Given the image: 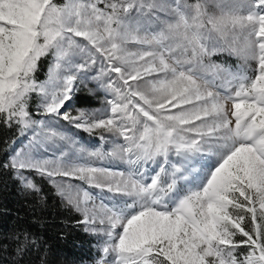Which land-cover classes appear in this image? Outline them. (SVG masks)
Wrapping results in <instances>:
<instances>
[{"label":"snow or ice","instance_id":"snow-or-ice-1","mask_svg":"<svg viewBox=\"0 0 264 264\" xmlns=\"http://www.w3.org/2000/svg\"><path fill=\"white\" fill-rule=\"evenodd\" d=\"M87 81L101 107L64 110ZM0 123L32 133L0 167L48 179L94 264H264V0H0Z\"/></svg>","mask_w":264,"mask_h":264},{"label":"trees","instance_id":"trees-1","mask_svg":"<svg viewBox=\"0 0 264 264\" xmlns=\"http://www.w3.org/2000/svg\"><path fill=\"white\" fill-rule=\"evenodd\" d=\"M48 59L44 58L36 73L42 79ZM30 101V109L35 103ZM76 103L92 105L91 96L78 93ZM17 126L11 128L0 123V165L12 154V142L18 138ZM11 146V147H10ZM39 191L24 188L11 170L0 167V264H86L93 263L97 251L95 238L77 227L79 213L55 191L48 179L40 175H27ZM26 230L29 241L37 238L39 247L29 243L22 255L17 256V240L10 239L17 231ZM22 239V237H21Z\"/></svg>","mask_w":264,"mask_h":264},{"label":"rangeland","instance_id":"rangeland-1","mask_svg":"<svg viewBox=\"0 0 264 264\" xmlns=\"http://www.w3.org/2000/svg\"><path fill=\"white\" fill-rule=\"evenodd\" d=\"M48 59V64H49V60L51 59L50 57H47ZM214 60H216L217 62H221L224 63L228 66H231L234 70L237 68V66L239 65L240 61H238V59L234 56L228 55V54H223V55H217L213 57ZM48 64H47V69H48ZM255 64L252 63L251 68H254ZM251 68L249 69V71L251 72ZM47 69H46V73H47ZM46 73L44 75V77L40 80H43L46 78ZM93 75L95 74V72L92 73ZM89 89H94V91L92 93H89ZM78 93H83L86 95L91 96V98L93 99V104L92 105H80L78 103H76V94ZM75 94L73 103L71 105H69L68 107H66L64 110H68V108H72L73 110V114H75V109L78 108H87V109H94V108H99L101 107V102L102 100H104L105 98V93L97 88V85L95 82L93 81H87L84 84H81L79 86V91ZM32 98H35V103L33 106V108L31 109L33 114L35 115V108H36V104L38 103V98L34 95ZM39 118V117H36ZM61 124H64L65 127L68 129L70 134H74L75 138L81 143L83 144L85 147L91 149V150H95L97 148H101V140H100V133L99 131L93 133V134H89L84 132L81 129H76L74 126L71 125H67L66 122L64 121H60ZM32 135L31 132L25 133L23 136L20 135V132L18 134V138L12 142V153L17 150L20 149L24 144L27 143L29 137ZM107 135V134H105ZM110 148V145H103V150L104 151H108ZM43 155H50L51 152L49 151L48 153H43ZM118 170H123V166H118ZM26 176L27 175H38L35 171H26L24 173ZM73 183H81L79 181H73ZM51 184V183H50ZM52 185V184H51ZM53 186V185H52ZM82 187H87V185H81ZM54 187V186H53ZM55 191L56 188L54 187ZM93 192H95V190H93ZM66 201V200H65ZM90 234V233H88ZM94 238H95V242H94V249L97 251V253L100 255L99 249H98V245L100 243L99 239L91 234ZM88 264V263H86Z\"/></svg>","mask_w":264,"mask_h":264}]
</instances>
